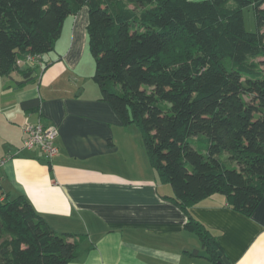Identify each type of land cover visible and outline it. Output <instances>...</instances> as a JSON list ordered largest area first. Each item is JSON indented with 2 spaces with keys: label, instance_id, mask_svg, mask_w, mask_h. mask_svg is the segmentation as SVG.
I'll return each instance as SVG.
<instances>
[{
  "label": "trees",
  "instance_id": "obj_1",
  "mask_svg": "<svg viewBox=\"0 0 264 264\" xmlns=\"http://www.w3.org/2000/svg\"><path fill=\"white\" fill-rule=\"evenodd\" d=\"M84 7L102 100L141 130L201 239L193 255L224 264L189 208L221 194L250 217L264 198V0H0V77L37 83L41 64H21L39 57L48 67L66 20ZM82 240L56 233L24 196L0 201V264H69Z\"/></svg>",
  "mask_w": 264,
  "mask_h": 264
},
{
  "label": "crops",
  "instance_id": "obj_2",
  "mask_svg": "<svg viewBox=\"0 0 264 264\" xmlns=\"http://www.w3.org/2000/svg\"><path fill=\"white\" fill-rule=\"evenodd\" d=\"M73 20L61 58L47 55L46 68L39 60L21 64H41L37 83L18 88L22 76L0 77V158H7L0 201L24 196L56 233L83 237L69 264H217L193 255L204 250L201 239L187 231L188 217L145 157L143 139L102 100L98 85L82 83L88 8ZM39 121L58 129L52 160L23 149L25 127ZM189 212L230 264H264V198L250 217L221 194Z\"/></svg>",
  "mask_w": 264,
  "mask_h": 264
},
{
  "label": "rangeland",
  "instance_id": "obj_3",
  "mask_svg": "<svg viewBox=\"0 0 264 264\" xmlns=\"http://www.w3.org/2000/svg\"><path fill=\"white\" fill-rule=\"evenodd\" d=\"M195 1H199V0H195ZM244 17H245L246 29L250 32L256 31L257 23H256L254 9L253 8L245 9ZM73 22H74L73 16L69 17L68 20L65 22L62 36L60 40L57 42L55 53H52V55H63L71 47L73 41V31H72ZM262 30L264 32V27L262 28ZM81 52H82L81 61L78 66L77 73L81 76L82 83L97 86V83L94 79L95 71H96L95 60L92 55L90 44L87 38H86V43L84 44V48L81 50ZM78 79H80V77ZM125 127H129L130 130L135 131L136 134H139V136L137 137V141H139V139L141 138L143 139L141 130L136 124H132L130 126H125ZM142 145L145 148L144 143H142ZM145 157L147 158V153L145 154Z\"/></svg>",
  "mask_w": 264,
  "mask_h": 264
},
{
  "label": "built area",
  "instance_id": "obj_4",
  "mask_svg": "<svg viewBox=\"0 0 264 264\" xmlns=\"http://www.w3.org/2000/svg\"><path fill=\"white\" fill-rule=\"evenodd\" d=\"M39 57L29 58V62L39 60ZM26 138L24 141V150L39 149L47 159L52 160L58 155L56 139L59 135L58 129L53 125H47L39 121L37 124L25 127ZM7 158H0V171L5 166Z\"/></svg>",
  "mask_w": 264,
  "mask_h": 264
},
{
  "label": "water",
  "instance_id": "obj_5",
  "mask_svg": "<svg viewBox=\"0 0 264 264\" xmlns=\"http://www.w3.org/2000/svg\"><path fill=\"white\" fill-rule=\"evenodd\" d=\"M212 247H213L215 250H217V247L215 246V243H212ZM219 257L222 258V261H223L224 264H230V262H229L227 259H225V258L223 257V254H222L221 252H219Z\"/></svg>",
  "mask_w": 264,
  "mask_h": 264
},
{
  "label": "clouds",
  "instance_id": "obj_6",
  "mask_svg": "<svg viewBox=\"0 0 264 264\" xmlns=\"http://www.w3.org/2000/svg\"><path fill=\"white\" fill-rule=\"evenodd\" d=\"M24 64H26V62Z\"/></svg>",
  "mask_w": 264,
  "mask_h": 264
}]
</instances>
